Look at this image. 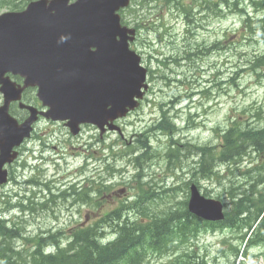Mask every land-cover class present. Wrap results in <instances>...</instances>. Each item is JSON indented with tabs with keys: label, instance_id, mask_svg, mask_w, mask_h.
Listing matches in <instances>:
<instances>
[{
	"label": "rangeland",
	"instance_id": "1",
	"mask_svg": "<svg viewBox=\"0 0 264 264\" xmlns=\"http://www.w3.org/2000/svg\"><path fill=\"white\" fill-rule=\"evenodd\" d=\"M132 2L133 9H126V18H130L132 26H135V22L141 26L139 37L133 47L139 50L145 65L150 66L154 73V76L150 77L147 99L139 110L123 121L124 135L120 137L115 133L107 139L109 145L106 141L104 143V141L94 138L89 140L87 146H82L76 143L78 138L69 135L62 124L55 125L52 129H58L56 131L58 136L55 135V138L66 153L65 159H63L64 167H67L65 164L68 163L71 170L73 166L81 165L87 153L94 156L92 163H98L100 168L105 169L103 162L107 159L115 164L117 170L123 171L122 176L115 174L107 178H112L116 183H120V187L125 190L124 183L128 182L134 173L133 167L128 165L125 159L115 158L113 155L123 153L128 150V146L135 147L137 143L133 142L142 139L139 136L150 130L148 128L162 117L163 112L167 111L174 118L173 121L180 130L175 142L180 147L182 155H179L175 161L171 160L167 156L172 140L171 135L166 132H153L150 142L153 149L160 150V152L154 150V153L160 154V156L157 155L156 158L149 160L147 176L144 179L141 178L149 184L151 190L155 189L153 191L157 192L158 199L153 209L156 212H161L163 208L168 209V206H175L178 202L188 198L190 183L194 182L189 171L191 167L193 168L194 160L197 159L195 157L199 155H196L198 153L187 155L186 152L192 151L193 148L203 147L204 144L220 147L224 142V139L222 140L220 137L222 131L226 129L235 115L238 116L242 113L245 107L253 110L251 119L261 115L262 121H264V76L263 73H260L264 72V65H262L261 59L257 58V62L255 59L264 53V14L262 9L256 13V9H258L256 4L264 6V0H229L228 3L231 4L229 8L236 13L231 14L223 10L228 6L219 4V8L223 10L220 17H214L221 11L214 6L216 2L198 7L197 10H194V18L205 27L197 29L196 34L188 38H184L187 35L185 27L191 18H186L185 14L179 16L180 10L176 8L175 2L169 0L153 2L133 0ZM194 2L193 0H183L179 8L193 5ZM137 3L138 5H136ZM8 10L10 9L0 8V13ZM247 12L252 15V21L249 23L251 25H248L257 33L253 34L254 36H245L239 31L242 20L244 22L247 17L245 14ZM205 15L210 16L208 22L207 19L202 20ZM215 42L220 43L217 44L218 46H214ZM256 63H258L257 66L262 65L257 69L258 74L255 70ZM221 76L225 82L220 81L221 78L218 77ZM193 92L195 94L189 99L188 96ZM259 107H262L261 110H254ZM177 108L179 110H176ZM249 115L250 113L246 116ZM244 118L241 116L239 119ZM257 119L249 121V124H260L261 121ZM46 126L48 125L41 127L48 129ZM90 134V132H85L79 141L83 142ZM112 143H115L113 149L109 147ZM103 144H106L107 147H103ZM85 147L88 149L87 151ZM137 152H141V150L138 149ZM184 153L185 157H183ZM101 158L102 160H100ZM142 161L146 160L142 159ZM218 164L224 165V162L219 161ZM53 167L52 165L49 175H51ZM128 168L129 170H127ZM177 169L180 176L168 179L167 174L176 175L175 170ZM221 169L218 180H205L200 176L195 181L201 184L204 193L207 189L208 195L226 201L230 210L232 205L228 203L232 201L228 191L226 192L223 188L224 182L230 176L223 174L224 168ZM67 173L62 171L60 174L67 175ZM101 174L106 175V173ZM31 175L32 171L29 169V178ZM134 184L133 175L122 199L126 197L127 190ZM155 185L158 187L154 188ZM23 188L25 189L24 185ZM32 193L29 192V195ZM41 196L44 198V193ZM5 200L2 199L0 203L2 211L8 208ZM16 201L17 199L14 198L11 200L13 204ZM40 201L41 199L37 202V211L34 214L29 213V218L27 216L25 219L20 218L16 211L10 212L11 210L3 212V218L21 223L22 227L25 226L24 232L27 238L50 231L51 234L57 233L56 239L63 242L68 239L65 235L70 233L69 228L73 225L94 222V219L90 220L92 214H88L85 208L68 212L69 202H61L56 213L46 210L39 211L46 199H43L41 204H39ZM15 217L17 219H14ZM241 236V233L229 228L206 232L203 229L197 242V252L206 259L208 264H229L233 259L231 245L239 246L241 251L245 250L244 254H247L245 245L240 239ZM15 243L18 245L17 250H23L26 248L23 243L28 244L29 241L22 237ZM248 253L249 256L240 257L245 264H264V248L256 247L249 250ZM144 264H169V257L154 256Z\"/></svg>",
	"mask_w": 264,
	"mask_h": 264
},
{
	"label": "water",
	"instance_id": "2",
	"mask_svg": "<svg viewBox=\"0 0 264 264\" xmlns=\"http://www.w3.org/2000/svg\"><path fill=\"white\" fill-rule=\"evenodd\" d=\"M69 1L37 0L25 11L0 16L1 40L11 36L16 43L5 47L0 41V54L12 50L25 54L24 67L18 60H11V65L3 62L0 74L16 65L29 85L39 86V97L51 107L45 115L69 120L76 134L82 122L104 128L134 108L136 97L147 88V71L129 48L128 40L133 39L129 34L135 31L123 27L116 14L129 0H77L70 5ZM189 208L208 220L225 217L223 203L202 196L196 186Z\"/></svg>",
	"mask_w": 264,
	"mask_h": 264
},
{
	"label": "trees",
	"instance_id": "3",
	"mask_svg": "<svg viewBox=\"0 0 264 264\" xmlns=\"http://www.w3.org/2000/svg\"><path fill=\"white\" fill-rule=\"evenodd\" d=\"M3 6L14 9L20 6V2L0 0V7ZM261 8L264 9V6ZM248 24L247 22V28L254 34V30L249 27L251 24ZM259 59L263 60L262 65H264V56ZM254 110L259 111L257 108ZM248 113L252 118L253 110L248 108L243 110L239 116L245 117ZM250 118L249 121L258 118L257 120L261 123L249 124L245 118L237 117L227 129L222 131L220 137L224 139V142L220 146L221 150L216 151L213 145L204 144L203 147L198 148L199 153L201 152L198 162L200 167L193 166L196 172H201L202 177L209 179L210 175L219 174L216 170L220 165L218 162H224L226 171L224 174L227 171L230 172V178L224 182L223 188L226 192L228 191L232 199L233 210L227 213L223 223L230 227L248 229L252 228L260 214L264 212L263 185L251 183L252 186L249 187L248 182L255 180L249 178L255 173H261V179L264 180V121L261 115ZM144 145L148 146V144ZM186 153L190 154V152ZM155 155L160 156L156 153ZM257 156L258 160L254 163ZM177 158L178 156H173L172 160L175 161ZM142 164L144 168L149 167L147 160L142 161ZM258 186L262 188L258 189ZM252 187H256V194L251 192ZM241 191L245 194L241 195ZM153 199L144 193L138 195L134 204L140 212L134 208L126 212L113 210L99 214L95 224L80 225L76 228L73 231L72 240L67 243L66 247L61 246L55 239L52 240L53 236H36L29 237V247L17 250L15 239L21 236L19 228L8 229L3 225L0 228L2 234L0 264H141L151 253L168 254L170 252L179 254L175 258V264H200L198 261L201 259L198 258V252L193 248L195 238L200 230L215 228L221 224L203 221L182 207L163 214L149 212L147 203ZM137 215L139 217H135ZM246 235L247 233L243 235V240ZM259 243L264 244V217L259 222L253 236L248 240V246ZM48 245H52L56 249L55 252L47 254ZM201 264H205V261H201Z\"/></svg>",
	"mask_w": 264,
	"mask_h": 264
},
{
	"label": "flooded vegetation",
	"instance_id": "4",
	"mask_svg": "<svg viewBox=\"0 0 264 264\" xmlns=\"http://www.w3.org/2000/svg\"><path fill=\"white\" fill-rule=\"evenodd\" d=\"M11 78L17 86L24 84V80L20 76L11 75ZM21 98L20 101L6 103L5 97L0 91V181L6 177L5 181L0 182V203L2 199L9 200L18 191V183L23 182L26 178L29 186V142L36 136L37 129L33 130L30 140L29 132L28 135L25 134L21 138L20 144H18L19 134L17 133V129H21L22 124L29 119V87L23 90ZM14 131L16 132L14 133ZM52 186L51 188L56 190L54 193L48 192L45 195L47 201L44 206L52 203L59 205L62 198L65 197L56 185ZM68 193L65 198L69 200L79 198L75 189L69 190ZM5 201L8 203L7 200ZM7 210L2 211L0 205V221L3 219L2 213ZM67 211L72 212L69 209Z\"/></svg>",
	"mask_w": 264,
	"mask_h": 264
},
{
	"label": "bare ground",
	"instance_id": "5",
	"mask_svg": "<svg viewBox=\"0 0 264 264\" xmlns=\"http://www.w3.org/2000/svg\"><path fill=\"white\" fill-rule=\"evenodd\" d=\"M228 1L229 0H225V2L224 3H222V4H226L227 6H228V8L229 7H231V4H229L228 3ZM219 4H221V3H214V6L216 7V8H219ZM233 6V5H232ZM256 6H257V8L258 9H256V13H259L260 12V10L262 9L261 8V6L262 5H260V4H256ZM220 9V8H219ZM220 10H222V9H220ZM262 12H263V14H264V9H262ZM246 15H247V17H246V19L244 20V23L245 24H247V22L248 23H250L251 21H252V15L251 14H249L248 12L247 13H245ZM248 19H250V20H248ZM259 31V30H258ZM257 31V32H258ZM263 31V30H262ZM253 34V33H252ZM254 34H257L256 32H254ZM263 34V33H262ZM189 52V51H188ZM256 56V55H255ZM264 56V53L262 54V55H259V56H257L255 59H257V58H260V57H263ZM179 62H181V61H179ZM254 62V60L252 61V63ZM252 65V64H251ZM254 65V64H253ZM246 67V66H245ZM189 68H190V66H189ZM262 69V68H261ZM260 69V70H261ZM239 73V72H238ZM237 73V74H238ZM261 74L262 73H264V72H260ZM201 74V73H200ZM199 74V75H200ZM195 76V75H194ZM197 77V76H196ZM219 79L221 78V79H223V76H221V77H218ZM220 79V81L221 82H225V80L223 79V80H221ZM234 79V78H233ZM204 83V82H203ZM222 84V83H221ZM222 138V137H221ZM222 140H223V138H222ZM151 143V142H150ZM222 145V144H221ZM220 145V146H221ZM149 148H145V149H141V152H137V153H135V154H131V155H125L124 156V158L123 159H125L126 161H128V162H131L135 157H139V158H141V160L143 159V160H147L148 161V163H149V160H151V159H154V158H156V156L157 155H155V153H154V150L155 149H153L151 146H148ZM197 150V151H196ZM155 151H158V150H155ZM174 151V150H173ZM159 152H160V150H159ZM190 153H198V154H196V155H199V150H198V148H193L192 149V151H189ZM247 152V151H246ZM169 153H171V151H169ZM251 153V152H250ZM172 154V157L173 156H179V155H182V151H174L173 153H171ZM190 155V154H189ZM195 155V156H196ZM183 157H185V156H183ZM182 157V158H183ZM195 158H197L196 160H194V163H193V166L194 165H196L198 168L200 167L199 166V164H198V162L200 161V159H199V156H197V157H195ZM94 163V162H93ZM96 164V163H95ZM98 164V163H97ZM130 166H132L133 167V171H134V175L136 176V177H138V178H145L147 175H146V171H147V169L148 168H144V165L142 164V163H140L139 165H137V166H133V165H130ZM221 168H224V171H223V174L226 172L225 171V166L224 165H219L217 168H216V170L219 172V174H220V170H222ZM215 169V168H214ZM127 170H129V168L127 169ZM144 170H145V172H144ZM211 170H212V168H211ZM190 173H192L193 175H194V178H198V177H202V175H201V172L199 173V172H196L192 167L190 168V171H189ZM196 173H199V174H197V175H195ZM261 174V173H260ZM260 174H258V173H255V174H253V175H250V179H255L253 182L251 181H248L249 182V187H250V185H251V183H255V184H260V185H263V183H264V180L263 179H261V177L262 176H260ZM263 177H264V175H263ZM202 178H204V179H208L207 177H205V176H203ZM244 180H245V178H243ZM260 180H263L262 182H260V183H258V181H260ZM231 182H233V181H231ZM235 183V182H234ZM239 183V182H238ZM231 184H233V183H231ZM236 184V183H235ZM54 187H55V185H53ZM52 186V187H53ZM252 186V185H251ZM158 187V185L156 186H154V188H157ZM229 187V186H228ZM249 187H248V189H249ZM49 188H51V185H49V184H47V183H44V184H42V185H40L39 187H38V189H39V193H38V197H39V200L41 199V201H40V203L39 204H41V202L43 201V199H46L45 198V195L48 193V192H45V191H51V192H55V188H51L50 190H49ZM231 188V187H230ZM261 189L262 188V186H258V189ZM248 189H244L245 191H247ZM76 190V195H78L79 196V198H80V196L82 195V190L80 189V188H76L75 189ZM243 190V191H244ZM263 191V190H262ZM155 192V191H154ZM238 192V191H237ZM251 192H255V194H256V192H257V190H256V187H252V191ZM42 193H44V198L41 196L42 195ZM69 193H68V191H65V193H63L62 195H64L65 197H67V195H68ZM243 194V192L241 191V195ZM245 194V193H244ZM243 194V195H244ZM228 195V194H227ZM236 195V194H235ZM31 196H34V195H31ZM232 196V195H231ZM220 199V198H219ZM221 200V199H220ZM228 200V199H227ZM230 200L232 201V199L230 198ZM46 201H47V199H46ZM46 201H45V203H46ZM224 201V200H223ZM226 202V201H225ZM248 202V201H247ZM246 202V203H247ZM45 203L44 204H42V207L45 205ZM227 204V203H226ZM228 204H231L232 205V202L231 203H228ZM18 210V211H17ZM233 210V209H232ZM13 211H16L17 212V214H18V217H20V218H22L23 216L22 215H24L26 212L25 211H23V209H22V207H21V205H20V203H17V204H15L14 205V207H13ZM69 212V211H68ZM264 214V212H262L261 214H260V216L261 215H263ZM26 216H27V213L24 215V218H26ZM170 224V223H169ZM25 227V226H24ZM24 227H23V230H24ZM106 231V230H105ZM42 233V236H44V237H50V236H53V238H52V240H56L57 241V243H59L61 246H63V247H66V245H67V243L69 242V241H71L72 239H67L66 240V242H64V244L63 243H61L60 241L58 242V240L56 239L57 238V233H55V234H51V232L50 231H47V232H41ZM45 234H48V235H45ZM107 234H108V232H107ZM45 241V240H44ZM187 244V243H186ZM54 245V244H53ZM193 246V245H192ZM169 247V246H168ZM175 247V246H174ZM181 247V246H180ZM188 247V246H187ZM172 248H173V246H172ZM191 248V247H190ZM194 248V247H193ZM198 249V248H197ZM47 250V249H46ZM180 250V249H179ZM178 251V250H177ZM188 251V250H187ZM192 252V251H191ZM177 253V252H176ZM199 253V252H198ZM192 255V254H191ZM193 255H194V253H193ZM197 255V254H196ZM201 255V254H200ZM192 258V257H191ZM195 257H193V259H194ZM196 259V258H195ZM184 260V259H183ZM190 260V259H189ZM185 261V260H184ZM200 262V261H199ZM192 263V262H191ZM195 263V262H194ZM200 264H201V262H200Z\"/></svg>",
	"mask_w": 264,
	"mask_h": 264
}]
</instances>
